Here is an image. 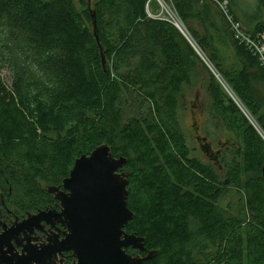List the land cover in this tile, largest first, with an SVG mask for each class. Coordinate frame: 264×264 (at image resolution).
Wrapping results in <instances>:
<instances>
[{
    "label": "trees",
    "instance_id": "trees-1",
    "mask_svg": "<svg viewBox=\"0 0 264 264\" xmlns=\"http://www.w3.org/2000/svg\"><path fill=\"white\" fill-rule=\"evenodd\" d=\"M171 1L264 130L257 56L214 0ZM228 1L249 33L264 34V0L253 11ZM149 2L0 0V211L21 220L55 207L47 188L108 144L128 160L125 230L153 252L144 264H264V141L210 74L213 122L233 138L217 161L188 144L184 86L204 65L175 27L148 15ZM220 38L238 68H227Z\"/></svg>",
    "mask_w": 264,
    "mask_h": 264
},
{
    "label": "water",
    "instance_id": "water-1",
    "mask_svg": "<svg viewBox=\"0 0 264 264\" xmlns=\"http://www.w3.org/2000/svg\"><path fill=\"white\" fill-rule=\"evenodd\" d=\"M196 138L201 151L217 161L219 154L208 139ZM127 162L125 157H114L108 144L76 159L62 184L47 188L60 210L29 213L11 226L0 221V264H64L58 259L67 252L72 254V264H144L151 260L154 254L147 251L145 239L125 230L134 218L128 207V174L121 171ZM46 226L51 227L49 233ZM36 231L47 234L40 246L34 244L39 240Z\"/></svg>",
    "mask_w": 264,
    "mask_h": 264
},
{
    "label": "built area",
    "instance_id": "built-area-1",
    "mask_svg": "<svg viewBox=\"0 0 264 264\" xmlns=\"http://www.w3.org/2000/svg\"><path fill=\"white\" fill-rule=\"evenodd\" d=\"M156 9L158 11L154 12L150 6V2L147 4V12L151 18H155L164 21L173 27H175L184 38L189 42V44L194 49L197 56L202 60L205 66L210 70L213 76L217 79L219 85L223 88L225 93L229 96L230 100L239 108L243 113L249 123L256 130L258 135L264 141V130L258 124L256 119L243 104L238 95L234 92L226 78L222 75L219 69L216 67L215 63L212 61L210 56L202 48V46L194 39V37L189 32L184 21L178 14L176 8L174 7L171 0H154ZM215 4L219 8L220 12L224 15L228 28L233 36V38L240 44L246 46L251 52H253L258 60L260 66L264 70V34L258 33L252 35L243 26V24L236 20L230 11V3L228 0H214Z\"/></svg>",
    "mask_w": 264,
    "mask_h": 264
},
{
    "label": "rangeland",
    "instance_id": "rangeland-1",
    "mask_svg": "<svg viewBox=\"0 0 264 264\" xmlns=\"http://www.w3.org/2000/svg\"><path fill=\"white\" fill-rule=\"evenodd\" d=\"M257 3H259V0H244V5L248 7V9H250L251 11H253L254 6H256ZM151 8L153 9L154 12L158 13L157 9H155L157 7L154 3L151 5ZM219 40L221 43H223L222 46H224L223 47V52L225 55L224 60L227 68L229 69L238 68L239 66L237 64V59L230 47L229 40L226 38H220ZM206 53L208 54L207 51ZM199 60L204 65L202 68V75L197 80L195 79V83H196L195 85L191 87L188 85L184 86V100H183L184 106L181 114H182V124L186 129L188 136V144L192 148L197 149L198 153L203 157V159H205L204 154L201 152L199 143L197 142L196 137H198V135L202 137H207L210 140V143L212 144L214 150H216L219 147L218 146L219 143L221 142L225 143L228 138H233V136L231 133L217 129V125L213 122V117L210 108L212 105V96L208 92V86L210 82L209 79L211 75L213 76V74L205 66V64L202 62L200 58ZM1 74L5 83L9 87H11L13 82V74L11 70L5 68L1 72ZM213 78L218 83L217 79L214 76ZM194 104L198 105L197 115L199 116V119L197 120L198 125L196 124L197 125L196 128H198L199 130L198 135L195 133L194 120L192 118ZM208 132L216 133L217 139L211 140L208 137Z\"/></svg>",
    "mask_w": 264,
    "mask_h": 264
},
{
    "label": "flooded vegetation",
    "instance_id": "flooded-vegetation-1",
    "mask_svg": "<svg viewBox=\"0 0 264 264\" xmlns=\"http://www.w3.org/2000/svg\"><path fill=\"white\" fill-rule=\"evenodd\" d=\"M197 110H198V105L194 104L193 105L192 118L194 120L195 129H198V128H196V126L198 125L197 124V120L199 119V116L197 115ZM196 134L198 135L199 133H196ZM223 149H224V147L221 146V147H218L216 150H214V152L216 154H220ZM52 208L57 209V210H60V206L58 205V202L55 204V207H52ZM0 213H1V215H0V221L1 222H4L5 224H7L9 226H11L17 220V218L16 219H12V220L11 219H6V217H4V210L0 211ZM57 227L60 228V229H62V227L59 224L57 225ZM50 228H51L50 226H46L45 230H46L47 233H49ZM34 236H36L37 238H39V240H38L37 243L34 242V244H38V246H40L41 244H43L44 241L47 238V234L44 233V232H41V231H36L35 234H34ZM19 249H21V248H19ZM128 251H130V253L134 254V251L133 250L129 249ZM60 260H63L64 261V264H72V262H73L72 254L70 252L64 253L63 256H61V255L59 256L58 261H60Z\"/></svg>",
    "mask_w": 264,
    "mask_h": 264
}]
</instances>
